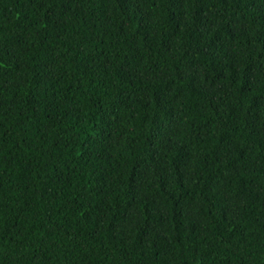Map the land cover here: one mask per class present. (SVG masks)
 <instances>
[{
	"label": "trees",
	"instance_id": "trees-1",
	"mask_svg": "<svg viewBox=\"0 0 264 264\" xmlns=\"http://www.w3.org/2000/svg\"><path fill=\"white\" fill-rule=\"evenodd\" d=\"M0 264H264V0H0Z\"/></svg>",
	"mask_w": 264,
	"mask_h": 264
}]
</instances>
